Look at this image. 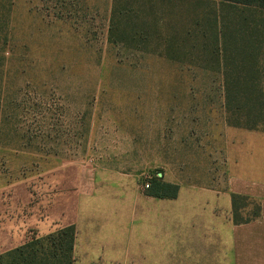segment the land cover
Wrapping results in <instances>:
<instances>
[{
	"label": "rangeland",
	"instance_id": "374dc122",
	"mask_svg": "<svg viewBox=\"0 0 264 264\" xmlns=\"http://www.w3.org/2000/svg\"><path fill=\"white\" fill-rule=\"evenodd\" d=\"M224 13L215 0H0V252L85 214L187 211L189 189L226 190L230 160L243 174L261 130L227 123L211 28ZM154 179L185 192L149 195Z\"/></svg>",
	"mask_w": 264,
	"mask_h": 264
},
{
	"label": "crops",
	"instance_id": "0c3cea01",
	"mask_svg": "<svg viewBox=\"0 0 264 264\" xmlns=\"http://www.w3.org/2000/svg\"><path fill=\"white\" fill-rule=\"evenodd\" d=\"M253 134L243 174L229 162L225 191L189 189L187 211L172 199L164 212L80 216L75 252L88 264H264V131Z\"/></svg>",
	"mask_w": 264,
	"mask_h": 264
},
{
	"label": "trees",
	"instance_id": "16d2710c",
	"mask_svg": "<svg viewBox=\"0 0 264 264\" xmlns=\"http://www.w3.org/2000/svg\"><path fill=\"white\" fill-rule=\"evenodd\" d=\"M215 1L227 12L224 29L217 24L211 27L216 38L213 54L219 59L221 53L220 61L226 68L227 123L264 131V86L259 70V55L264 48V0ZM179 190L176 183L154 179L147 193L175 198ZM76 235L74 224H66L46 235L35 234L20 245L0 252V264H74Z\"/></svg>",
	"mask_w": 264,
	"mask_h": 264
},
{
	"label": "built area",
	"instance_id": "2783aa9c",
	"mask_svg": "<svg viewBox=\"0 0 264 264\" xmlns=\"http://www.w3.org/2000/svg\"><path fill=\"white\" fill-rule=\"evenodd\" d=\"M147 187H149V183L147 184Z\"/></svg>",
	"mask_w": 264,
	"mask_h": 264
}]
</instances>
